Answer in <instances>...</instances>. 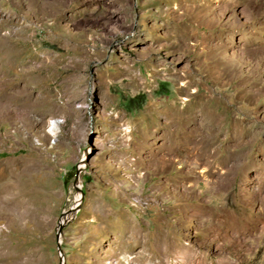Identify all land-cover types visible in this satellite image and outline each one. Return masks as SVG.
Instances as JSON below:
<instances>
[{"label": "rangeland", "instance_id": "374dc122", "mask_svg": "<svg viewBox=\"0 0 264 264\" xmlns=\"http://www.w3.org/2000/svg\"><path fill=\"white\" fill-rule=\"evenodd\" d=\"M0 191V264H264V0H0Z\"/></svg>", "mask_w": 264, "mask_h": 264}, {"label": "bare ground", "instance_id": "6f19581e", "mask_svg": "<svg viewBox=\"0 0 264 264\" xmlns=\"http://www.w3.org/2000/svg\"><path fill=\"white\" fill-rule=\"evenodd\" d=\"M184 88V87H183ZM187 92V91H186ZM206 103V102H205ZM202 104V103H201ZM206 106V105H204ZM198 107V106H197ZM203 110V109H202ZM209 110V109H207ZM171 111L173 112V117L170 118V123L169 126H168V131L172 132L173 134H179L180 132L185 134L186 132L188 133V126H189V123L191 122L192 118H193V115H192V112L190 111V113H187L185 115L183 114H180L179 112H177L176 108H172ZM187 111V109H186ZM200 112V111H199ZM206 112V111H205ZM209 112V111H208ZM183 113V112H182ZM204 113V112H203ZM202 113V114H203ZM182 115V116H181ZM210 116V114H207V116ZM185 117L183 118L182 120V117ZM208 116V117H209ZM220 119V118H219ZM222 124V123H221ZM79 187V184L77 185L76 188ZM1 192V191H0ZM78 199V197H77ZM76 199V200H77ZM69 217H71L70 213L69 214H65L61 221H60V224H63L65 223ZM164 238V237H163ZM162 240V239H161ZM155 247V246H154ZM170 247V246H169ZM151 248V247H150ZM162 248V247H161ZM174 248V247H173ZM158 249L159 248H151L150 251H149V254H147L148 256H151V258L153 257H158L160 255V252L158 254ZM152 250V251H151ZM165 250V249H164ZM147 251V250H146ZM163 256V255H162ZM159 262V261H158ZM162 262V261H161Z\"/></svg>", "mask_w": 264, "mask_h": 264}, {"label": "water", "instance_id": "95a60500", "mask_svg": "<svg viewBox=\"0 0 264 264\" xmlns=\"http://www.w3.org/2000/svg\"><path fill=\"white\" fill-rule=\"evenodd\" d=\"M62 227V224H58L57 233H60V228ZM59 263L62 264V260H59Z\"/></svg>", "mask_w": 264, "mask_h": 264}]
</instances>
